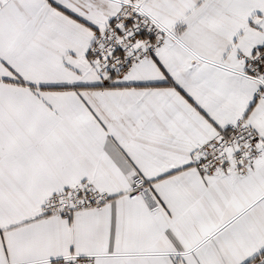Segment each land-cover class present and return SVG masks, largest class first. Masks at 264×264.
Returning a JSON list of instances; mask_svg holds the SVG:
<instances>
[{"label": "snow or ice", "instance_id": "snow-or-ice-1", "mask_svg": "<svg viewBox=\"0 0 264 264\" xmlns=\"http://www.w3.org/2000/svg\"><path fill=\"white\" fill-rule=\"evenodd\" d=\"M0 264H264V0H0Z\"/></svg>", "mask_w": 264, "mask_h": 264}]
</instances>
